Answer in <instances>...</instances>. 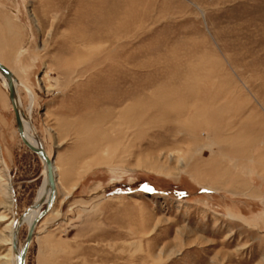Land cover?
Masks as SVG:
<instances>
[{"label":"rangeland","instance_id":"1","mask_svg":"<svg viewBox=\"0 0 264 264\" xmlns=\"http://www.w3.org/2000/svg\"><path fill=\"white\" fill-rule=\"evenodd\" d=\"M0 63L56 181L25 264H264V0H0ZM42 181L0 80V238Z\"/></svg>","mask_w":264,"mask_h":264},{"label":"water","instance_id":"2","mask_svg":"<svg viewBox=\"0 0 264 264\" xmlns=\"http://www.w3.org/2000/svg\"><path fill=\"white\" fill-rule=\"evenodd\" d=\"M0 73L3 75L7 87V98L12 109L14 117V125L17 135L23 142V144L34 153L38 159L41 161L44 170V185L41 195L32 203V205L26 206L12 221V250L11 256L13 264H25V252L28 244L32 237V230L36 222L50 209L54 197H55V186H54V175L51 167L50 159L45 154L40 141L36 135V132L32 129V134L34 136L33 143H29L24 138V132L22 128V111L18 105V98L16 91L14 89V76L3 64L0 63ZM47 193V194H46ZM46 194V198H45ZM45 198V200H44ZM43 204V205H42ZM42 205V208L30 219L28 224L27 232L23 238L21 247L19 251L16 252L14 243L18 234V229L22 217L28 212L33 211L36 207Z\"/></svg>","mask_w":264,"mask_h":264},{"label":"bare ground","instance_id":"3","mask_svg":"<svg viewBox=\"0 0 264 264\" xmlns=\"http://www.w3.org/2000/svg\"><path fill=\"white\" fill-rule=\"evenodd\" d=\"M8 69V68H7ZM11 72V71H10ZM14 76V75H13ZM0 80H1V83H2V86L3 88L7 91V87H6V83H5V79L3 77V75L0 73ZM13 84H14V89L16 91V94H17V98H18V105L22 111V128H23V132H24V138L27 142L29 143H33L34 141V136L32 134V129L35 131V128L33 127L32 123H31V120L29 118V115L27 113V111H25L23 109V106H22V103H21V99H20V96H19V92H18V86L20 84H18V81L16 80V78L14 77V80H13ZM25 91L28 95V98H29V109L30 107L32 106V103L34 102V96L33 94L31 93V91L28 89V88H25ZM29 111V110H28ZM36 132V131H35ZM37 135V133H36ZM38 137V135H37ZM39 139V137H38ZM21 140V139H20ZM40 141V139H39ZM22 142V141H21ZM23 143V142H22ZM40 144H41V141H40ZM24 145V144H23ZM25 146V145H24ZM42 146V144H41ZM26 147V146H25ZM27 148V147H26ZM43 148V146H42ZM28 149V148H27ZM29 150V149H28ZM44 150V149H43ZM30 151V150H29ZM31 152V151H30ZM45 152V150H44ZM34 154V153H33ZM46 154V152H45ZM47 155V154H46ZM48 157V155H47ZM49 158V157H48ZM50 159V158H49ZM50 162H51V167H52V171H53V175H54V167H53V164H52V161L50 159ZM67 183V182H66ZM43 185H44V170H43V181H42V185L41 187H39V191L37 193V196H36V199L41 195L42 193V189H43ZM54 186H55V197H54V201L50 207V209L39 219L41 220L52 208L54 202H55V198H56V181H55V176H54ZM47 194V193H46ZM46 194H45V198H46ZM44 198V200H45ZM35 199V201H36ZM13 201V200H12ZM43 205V204H42ZM42 205L36 207L33 211L31 212H28L27 214H25L23 217H22V220L20 222V225H19V229L22 225H26L28 227V224H29V221L30 219L33 217V215H35L41 208H42ZM16 217V216H15ZM39 220L36 222L33 230H32V237L34 235V232H35V228H36V225L37 223L39 222ZM19 229H18V234H19ZM10 232L12 231V222H11V227L9 228ZM18 234H17V237H16V240H15V243H14V247H15V250L16 252L19 251L20 247H21V244L19 243V237H18ZM31 237V239H32ZM6 242V244L9 246V252H8V255L5 256V258L3 259H6V258H9L11 260V262L13 263L12 261V256H11V250H12V233L9 235L8 239L7 240H3L2 238H0V242ZM31 241V240H30ZM30 243V242H29ZM2 245V244H1ZM29 245V244H28ZM28 248V247H27ZM27 251V249H26ZM8 259V260H9ZM25 259H26V252H25Z\"/></svg>","mask_w":264,"mask_h":264}]
</instances>
